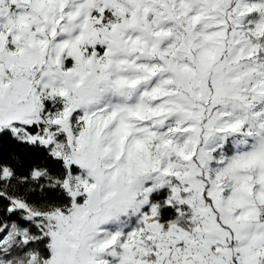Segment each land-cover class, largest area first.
<instances>
[{
    "label": "snow or ice",
    "instance_id": "1",
    "mask_svg": "<svg viewBox=\"0 0 264 264\" xmlns=\"http://www.w3.org/2000/svg\"><path fill=\"white\" fill-rule=\"evenodd\" d=\"M0 264H264V0H0Z\"/></svg>",
    "mask_w": 264,
    "mask_h": 264
}]
</instances>
